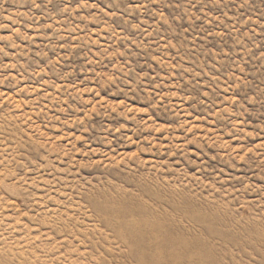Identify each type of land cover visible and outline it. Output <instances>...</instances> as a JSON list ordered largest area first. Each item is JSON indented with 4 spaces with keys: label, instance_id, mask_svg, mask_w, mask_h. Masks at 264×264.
I'll return each instance as SVG.
<instances>
[{
    "label": "rangeland",
    "instance_id": "rangeland-1",
    "mask_svg": "<svg viewBox=\"0 0 264 264\" xmlns=\"http://www.w3.org/2000/svg\"><path fill=\"white\" fill-rule=\"evenodd\" d=\"M0 264H264V0H0Z\"/></svg>",
    "mask_w": 264,
    "mask_h": 264
}]
</instances>
